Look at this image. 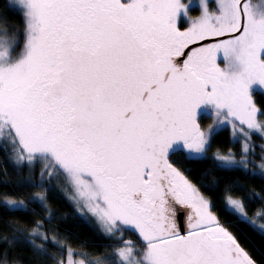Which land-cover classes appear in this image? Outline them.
Instances as JSON below:
<instances>
[{
	"label": "snow or ice",
	"instance_id": "1",
	"mask_svg": "<svg viewBox=\"0 0 264 264\" xmlns=\"http://www.w3.org/2000/svg\"><path fill=\"white\" fill-rule=\"evenodd\" d=\"M22 2L23 47L17 35L0 37V131L8 129L18 146L14 163L49 161L41 176L63 174L107 234L135 232L143 250L126 242L116 251L119 264H257L169 156L184 151L189 160L207 159L225 124L246 139L249 131L264 135L257 119L264 112L253 99L255 86L264 88V0L258 7L217 0L215 12L209 0H197V19L183 0ZM181 19L190 24L183 31ZM202 109L215 124L208 131L199 123ZM213 159L221 169H247L246 156ZM44 200L42 193L33 197ZM226 200L225 211L255 225L243 200L227 191ZM176 205L191 212L183 234ZM3 206L28 207L7 199ZM40 227L32 235L47 240ZM8 261L0 252V264Z\"/></svg>",
	"mask_w": 264,
	"mask_h": 264
},
{
	"label": "trees",
	"instance_id": "2",
	"mask_svg": "<svg viewBox=\"0 0 264 264\" xmlns=\"http://www.w3.org/2000/svg\"><path fill=\"white\" fill-rule=\"evenodd\" d=\"M0 23L5 28L24 27L25 16L21 11L12 7L9 0H0ZM182 25H189L183 21ZM253 99L257 107L264 112V93L254 91ZM260 121L264 115L258 114ZM203 129L213 125V119L207 115L202 116ZM246 139L240 134L239 139H234L230 127L216 130L211 139V148L207 159L189 160L185 152L180 151L170 159L174 167L178 168L199 190L210 200L212 211L255 259L258 264H264V230L258 226L264 224V218L256 216V212L264 211V178H261V168L258 163L264 164V136L257 133L249 134ZM244 138V139H243ZM249 143L250 151L243 152L244 142ZM7 149H6V148ZM17 145H0V252L8 254V264H65L68 250L74 257L84 260L87 264L97 258L104 260L105 264H119L116 256L121 234L108 237L96 224L95 220L86 219L78 213L75 203L70 199L67 186L56 184L53 179L44 183L40 176L44 162L38 160L31 170L28 164L14 163ZM218 153L232 154L238 161L246 156L243 162L247 169L237 167L221 169L216 167L213 159ZM250 170H254L251 171ZM25 181L43 187L25 186ZM226 191L235 198L243 200L245 211L255 221V225L242 223L236 215L225 211ZM37 193L45 196L43 203L33 202ZM23 200L28 205L27 210H9L3 206L4 200ZM37 223L42 225L39 232L47 236L32 235ZM126 240L143 243L133 232L126 231ZM20 237L19 243L9 245L8 241ZM53 237L56 243H53ZM34 240L36 245L47 250V255L34 250L27 240Z\"/></svg>",
	"mask_w": 264,
	"mask_h": 264
},
{
	"label": "rangeland",
	"instance_id": "3",
	"mask_svg": "<svg viewBox=\"0 0 264 264\" xmlns=\"http://www.w3.org/2000/svg\"><path fill=\"white\" fill-rule=\"evenodd\" d=\"M183 2L185 3V4H189L190 5V12H189V17L191 18V19H197V18H199L200 17V15L202 14L201 13V9H200V5H199V3L197 2V0H183ZM9 3H10V5L12 6V7H14L15 9H17L18 11H21L23 14H24V16H25V8H24V6H23V2H22V0H9ZM251 3L254 5V6H259L261 3H262V0H251ZM209 10L210 11H213V12H215V10H216V7H217V0H209ZM183 21H187V22H189L187 19H181V21L179 22V27H180V29H181V24L183 23ZM190 26V24L189 25H187L185 28L187 29L188 27ZM24 29H25V26L23 27H14V28H10V29H8V28H5V27H3L2 25H1V23H0V37H3L4 36V34H5V32L7 33V36L8 37H12L13 35H17V38L20 40V48H22L23 47V40H24V36H23V33H24ZM18 51H19V49H18ZM224 67V66H223ZM255 91H261L262 93L264 92V88H261V87H259V86H255ZM207 115H209L210 116V114L209 113H207ZM258 119V118H257ZM258 121L259 122H261L262 124H264V120L263 121H260L259 119H258ZM214 122V121H213ZM211 126H215V124L213 123V125H211ZM222 127H230L229 125H227V124H225V125H222L220 128H218L217 130H219V129H221ZM239 127V126H238ZM231 128V127H230ZM208 129H209V127L207 128V129H203L204 131H208ZM231 130H232V134H233V138L234 139H239V137H240V132L238 131V128L237 129H233V128H231ZM246 131H249V130H247V129H245ZM251 133H257L258 135H262L261 133H259V132H255V131H249V134H251ZM264 136V135H263ZM244 139V138H243ZM6 143H8V144H10V145H12L13 144V142H12V137H11V135H10V132H9V130L8 129H4L3 131H0V145H5ZM248 144L249 145V143H248V141L247 142H244V146H245V144ZM250 146V145H249ZM6 148V147H5ZM17 148L18 147H16L15 148V152H17V156L19 155V153H18V151H17ZM7 149V148H6ZM218 154H220V155H223V154H221V153H218ZM232 155V154H231ZM18 159V157H15V159L14 160H17ZM247 160H248V158H246ZM38 160H42L43 162H44V168H43V171L42 172H45L46 171V169H47V167H48V165H49V161H47V160H43V159H41V158H35L33 161H32V163L29 165L30 166V169L31 170H33L34 169V164L38 161ZM237 160V159H236ZM238 161V160H237ZM19 164H24V163H19ZM19 164H16V165H19ZM262 163H258V166L260 167V165H261ZM41 178H40V182L41 183H44V182H46L47 180H51V179H53V181L56 183V184H58V185H62V186H67L68 188H69V191H70V199L75 203V205H76V207H77V210H78V213L81 215V216H83L84 218H86L87 220L88 219H92V220H95V222L97 223L96 225L104 232L105 230H104V226L97 220V218L91 213V212H89L88 211V209H87V207H85V205L82 203V202H80L77 198H76V193L74 192V189H73V187H72V185L70 184V182L67 180V179H65V177L63 176V174H56V175H53V176H48V175H44V176H40ZM208 199V198H207ZM209 200V199H208ZM210 201V200H209ZM126 231H129V230H125V231H123L122 233H119V235L121 234V236H118L117 235V237H120V242H119V245H120V248H122V247H124L125 246V243L126 242H131L132 244H134V245H136V249H134V251L135 250H140V251H142L143 250V243H137V242H135V241H131V240H126L125 239V236H126ZM130 232H132V231H130ZM135 235H137L135 232H133ZM105 234L108 236V237H110L111 235H109V234H107L106 232H105ZM116 236V235H115ZM137 237H139L138 235H137ZM140 238V237H139ZM72 252V255H71V257H69V255H68V258H67V261H66V263L65 264H68V262H69V259H71L73 262H74V264H79V261H81V260H79V259H76L75 257H74V253H73V251H71ZM117 258H118V260H119V257L117 256ZM84 261V260H83ZM84 264H87L85 261H84Z\"/></svg>",
	"mask_w": 264,
	"mask_h": 264
},
{
	"label": "water",
	"instance_id": "4",
	"mask_svg": "<svg viewBox=\"0 0 264 264\" xmlns=\"http://www.w3.org/2000/svg\"><path fill=\"white\" fill-rule=\"evenodd\" d=\"M196 46H198V45H190L189 46V48H192V47H196ZM188 49H185V53L187 54L188 53ZM185 59V57L184 56H182V57H178L177 58V61L178 62H182L183 60ZM205 114V110H203L202 109V116ZM201 118L202 117H200L199 118V123L201 124V128L203 129V126H202V123H201ZM178 152H180V151H177L176 153H178ZM176 153H173V154H170V156H169V161L171 162V157L174 155V154H176ZM172 163V162H171ZM174 166V165H173ZM175 208H176V215H175V219H176V222H177V225L179 226V228H180V230H181V232H182V234L184 233V232H186L187 231V227H188V217H189V215L191 214V212H190V209H187V208H185L184 206H182V205H176L175 206ZM242 246V245H241ZM243 247V246H242ZM251 256V255H250ZM252 257V256H251ZM253 258V257H252ZM254 259V258H253ZM255 260V259H254ZM258 264V263H257Z\"/></svg>",
	"mask_w": 264,
	"mask_h": 264
},
{
	"label": "flooded vegetation",
	"instance_id": "5",
	"mask_svg": "<svg viewBox=\"0 0 264 264\" xmlns=\"http://www.w3.org/2000/svg\"><path fill=\"white\" fill-rule=\"evenodd\" d=\"M186 28H185V25H182L181 24V30L183 31V30H185ZM224 65L223 64H221V67H223ZM264 93V92H263ZM133 232V231H132Z\"/></svg>",
	"mask_w": 264,
	"mask_h": 264
}]
</instances>
